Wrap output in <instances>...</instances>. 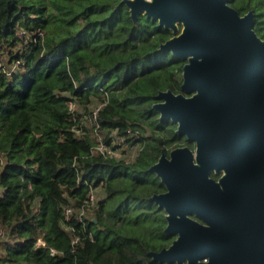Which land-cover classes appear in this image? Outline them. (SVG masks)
Here are the masks:
<instances>
[{
    "label": "trees",
    "instance_id": "trees-1",
    "mask_svg": "<svg viewBox=\"0 0 264 264\" xmlns=\"http://www.w3.org/2000/svg\"><path fill=\"white\" fill-rule=\"evenodd\" d=\"M227 4L252 11L264 41V0ZM173 35L142 13L133 21L121 0H0V264H161L149 252L175 236L150 201L165 189L148 168L189 145L152 108L159 91L182 92L186 61L159 47ZM70 101L87 114L100 105V129L138 145L132 161L92 152L93 135L72 130ZM95 188L102 197L81 223Z\"/></svg>",
    "mask_w": 264,
    "mask_h": 264
},
{
    "label": "water",
    "instance_id": "water-1",
    "mask_svg": "<svg viewBox=\"0 0 264 264\" xmlns=\"http://www.w3.org/2000/svg\"><path fill=\"white\" fill-rule=\"evenodd\" d=\"M227 1L121 0L133 21L142 13L170 29L160 50L186 61L180 87L191 96L159 91L152 104L195 148L173 147L148 168L166 189L150 201L176 234L149 252L161 264H264V41L253 12Z\"/></svg>",
    "mask_w": 264,
    "mask_h": 264
},
{
    "label": "built area",
    "instance_id": "built-area-1",
    "mask_svg": "<svg viewBox=\"0 0 264 264\" xmlns=\"http://www.w3.org/2000/svg\"><path fill=\"white\" fill-rule=\"evenodd\" d=\"M36 34L38 37L40 38L42 37V33L39 30L37 31ZM17 35L18 37L22 38L26 36V33L24 31H19ZM74 108H75V103L72 101L68 102L67 109L71 113V118H70L71 121L74 122L72 130H75L77 133L78 132L83 133L84 130H82V128H85L86 130H88L90 134L93 135L96 141L94 146L92 147V152L100 154L107 158H112V157L116 158L114 154L115 149L118 147V145H121L122 143L126 141L123 136L117 135V129L111 130L110 132L100 129L99 123H98V111L100 110V105L93 107L90 110L89 114L80 115L79 119H77V115L75 114ZM127 133L132 137L137 134V131L136 132L127 131ZM127 145L129 147L136 148L137 151L139 150L138 145L130 146L128 143ZM136 153L135 154L133 153L132 156H130V159H127V160L125 159V161L127 163L132 161ZM93 190L94 189L88 190L89 192L87 194V197L84 203L78 209L79 212H78L77 217H78V221L81 223H82V218L85 215L86 210L91 209L90 211H92L93 213V210L96 207L97 199L95 198ZM1 191L2 190L0 189V192ZM63 211H64V215L66 216V218H68L73 213V209L69 206L64 207ZM7 234L8 233H7L5 226L2 223H0V240H5V238L7 237ZM78 240H79L78 236L74 237L72 240V245L76 244ZM37 246L46 247L44 245V242L41 239H38ZM46 248L50 252V255H53L54 250L49 249L48 247Z\"/></svg>",
    "mask_w": 264,
    "mask_h": 264
},
{
    "label": "rangeland",
    "instance_id": "rangeland-1",
    "mask_svg": "<svg viewBox=\"0 0 264 264\" xmlns=\"http://www.w3.org/2000/svg\"><path fill=\"white\" fill-rule=\"evenodd\" d=\"M177 26H178V32H180L182 30V26L181 25H177ZM6 57H7V54H4L3 56H1L0 61L1 62L4 61ZM74 110L79 115H84V114H87L86 112H88V111L83 110L80 106H78L76 104H75ZM77 134L80 135L81 132H78ZM132 146H134V145H132ZM136 151H137L136 148L129 147L127 145V143L124 142L121 145H118V147L114 151V154H115L116 158H123V159L127 160V159H130V156H132L133 153L135 154ZM93 191H94L95 198L97 200H100V198L102 197V194H103L102 190H100L98 188H95ZM90 210L91 209H87L86 212H85V215H88V217L91 219L93 213Z\"/></svg>",
    "mask_w": 264,
    "mask_h": 264
},
{
    "label": "flooded vegetation",
    "instance_id": "flooded-vegetation-1",
    "mask_svg": "<svg viewBox=\"0 0 264 264\" xmlns=\"http://www.w3.org/2000/svg\"><path fill=\"white\" fill-rule=\"evenodd\" d=\"M176 94H178V93H176ZM181 94H183V95H185L186 97H189V96H191V94L190 95H186L183 91L181 92ZM156 97V96H155ZM157 99V98H156ZM157 101H158V99H157ZM186 139V138H185ZM187 140V139H186ZM187 142H189V145H187L186 147H188V148H190L191 150H192V152H193V150L195 149L194 148V142H191V141H188L187 140ZM222 174V172H220V173H218V174H216V173H212V174H210V178H212V179H215V180H217L219 177H220V175ZM163 185V184H162ZM163 188H164V185H163ZM165 189V188H164ZM164 192H166V189L163 191V192H160V193H164ZM159 194V193H158ZM165 212V211H164ZM189 217L191 218V219H195V220H197V221H199V222H201L198 218H196L194 215H189ZM175 236V238H176V234L174 235Z\"/></svg>",
    "mask_w": 264,
    "mask_h": 264
}]
</instances>
